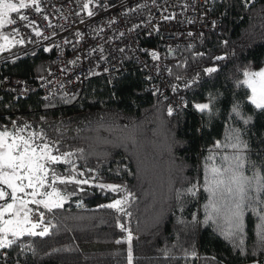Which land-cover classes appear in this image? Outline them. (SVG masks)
<instances>
[{"label": "trees", "instance_id": "16d2710c", "mask_svg": "<svg viewBox=\"0 0 264 264\" xmlns=\"http://www.w3.org/2000/svg\"><path fill=\"white\" fill-rule=\"evenodd\" d=\"M214 8L222 19L221 34L208 32L203 43L167 56L168 80L188 105L172 116L168 99L154 94L135 67L113 82L92 75L78 94L48 101L36 95L13 99L0 89V128L11 121L27 124L28 133H39L54 155L73 153L70 163L50 166L58 175H67L74 163L84 178L95 176L84 185L57 183L67 198L61 208H40L44 224L37 231L54 227L44 237H20L6 257L0 249V264H128L127 233L117 220L132 233V264H264L257 216L245 212L241 254L221 235L223 221L214 217L205 222L211 201L203 187L205 167L220 166L221 157L234 151L217 148L216 142L224 145L235 133L247 144L242 151L252 166L245 174L264 170V112L247 100L249 89L236 86L240 65L264 64V0H217ZM9 51L0 61V76H39L50 67V54L43 49L26 50L18 44ZM216 56L225 59L216 61ZM207 67L218 71L205 75ZM197 73L196 84L184 87ZM209 95L215 98L212 112H197L192 104L207 102ZM233 105H238L239 116ZM249 116L251 121L244 123ZM98 184L125 185L136 197L126 208L131 215L99 207L122 194ZM192 185L198 186L194 197L177 198ZM22 243H27L23 251L18 249Z\"/></svg>", "mask_w": 264, "mask_h": 264}, {"label": "built area", "instance_id": "2783aa9c", "mask_svg": "<svg viewBox=\"0 0 264 264\" xmlns=\"http://www.w3.org/2000/svg\"><path fill=\"white\" fill-rule=\"evenodd\" d=\"M216 1L38 0L39 12L35 5L21 9L12 18L16 23L6 25L4 31L18 29L15 38L24 40L19 45L26 50L48 49L50 67L39 76L2 74L0 89L13 99L36 95L48 101L57 95L78 94L92 75H104L113 82L135 67L148 80L149 89L167 98L168 108L173 107L176 113L186 108V101L168 80L167 56L170 51L203 43L208 32L221 34ZM21 15L28 19L20 20ZM152 52L158 59H153ZM25 246L27 243L19 244L18 249L23 251ZM10 248L1 249V256L6 257Z\"/></svg>", "mask_w": 264, "mask_h": 264}, {"label": "snow or ice", "instance_id": "6c2138e0", "mask_svg": "<svg viewBox=\"0 0 264 264\" xmlns=\"http://www.w3.org/2000/svg\"><path fill=\"white\" fill-rule=\"evenodd\" d=\"M35 5V10L40 11L38 0H30L25 3V0H19V3L14 0H0V29L6 25L15 24L16 21L9 18L10 13H19L21 9L29 8ZM84 8L88 9V3L84 4ZM88 15L92 16L93 12L88 11ZM171 17H165L170 19ZM19 19L26 21L27 16L21 15ZM40 35L39 31L36 33ZM19 35L18 29H13L9 36H3L4 43H0V52L7 50L9 46L15 44H23V39H15ZM48 49H45L47 51ZM153 59H158V54L150 53ZM216 61L225 59L224 56H216L213 58ZM218 71L217 67H207L203 69L205 75H210ZM237 71H241L237 69ZM243 79L236 80V86H244L250 90V95L247 100L258 111L264 112V68L259 70H251L244 68L242 70ZM200 74L188 81L184 87H192L196 84ZM177 79H181L177 77ZM176 87L173 86V91ZM214 97L209 95L207 102L193 103L192 107L200 113H211L214 106ZM187 107L185 103L183 105ZM175 109L168 108V115L172 116ZM232 112L237 116L240 115L238 105H233ZM252 117L244 119V123H249ZM12 128H0V249H7L16 244L20 237L40 236L44 237L49 234V228L53 225L44 226L42 231L37 232L36 229L44 224V213L39 211V207L35 210L39 214V221L33 222L31 214L33 209L29 208V204L42 206L48 211L61 208L65 199L61 191L57 188L59 184H89L95 179L92 175L89 178L84 177V172H78L75 164L67 171V175H58L51 169V165L60 161L71 162L70 158L73 155L71 152L63 153L62 156L53 155L52 148L48 142L35 144L34 139H40L39 133H32L28 137L22 135L24 130L29 125L24 124L22 127L17 125L16 121H11ZM217 148L225 147L233 149L230 155L221 157L222 164L213 166L211 169L205 167V183L204 190L210 193V213L206 221L215 217L217 222L223 221L226 227L221 228V235L232 241L235 247L240 248L241 254L244 250L243 233H244V215L246 211L251 210L256 216L258 223L256 225L257 235L262 243H264V170H258L252 176L245 174V169L251 167L250 161L246 154L242 151L247 148L246 142L242 141L239 134L235 133L227 137V143L221 145L217 141ZM58 152L59 149H56ZM81 153L83 150H79ZM211 159V158H209ZM88 172H93L89 169ZM49 176L51 182L49 183ZM102 190H108L114 193L122 194L120 198L113 200L109 204L99 205L101 208L114 209L118 213H123L130 216L131 213L126 211L130 200H135L133 193L127 190L125 185L117 184H98L96 185ZM45 187L51 191H41ZM31 189V191H26ZM198 191L197 185H192L183 193L178 192L177 198L182 195L195 196ZM43 197L38 199L37 197ZM7 216V218H5ZM195 215L193 220L195 221ZM117 226L127 233L124 237L129 243L128 249V264H132L133 254L131 249V241L133 239L131 231L117 220ZM237 241H239L237 243ZM122 240H117L116 243H122ZM167 255V252H165ZM195 255V253H191Z\"/></svg>", "mask_w": 264, "mask_h": 264}, {"label": "rangeland", "instance_id": "374dc122", "mask_svg": "<svg viewBox=\"0 0 264 264\" xmlns=\"http://www.w3.org/2000/svg\"><path fill=\"white\" fill-rule=\"evenodd\" d=\"M14 2H16V3H19V0H14ZM30 2V0H25V3H29ZM11 14L12 13H10L9 14V18L11 17ZM0 36H9V39H11L12 37L10 36V33L9 32H5L4 31V28H2V29H0ZM16 39V38H15ZM5 53H10V51H9V49H7L6 51H4V52H0V55L3 57V54H5ZM244 68H250L251 70H259L260 68H264V64L263 65H261V66H255V65H253V64H245V65H240L239 66V69L240 70H243ZM241 79H243V75H241ZM6 127H8V128H12L13 126L11 125V126H6ZM32 133H35L33 130H32ZM32 133H28V131H27V129H25L24 130V132L22 133V135H24L25 137H28L30 134H32ZM35 144H42V143H44V140H42V138H40V139H34V141H33ZM53 154V153H52ZM54 155V154H53ZM78 178H84V177H78ZM51 182V177L49 176V183ZM199 186L200 187H202V183H199ZM51 191V189H49V188H47V187H45V189H42L41 191ZM26 191H31V189H26ZM62 193V195H65L66 196V194H64L63 192H61ZM38 199H42L43 197H37ZM66 200V199H65ZM32 206L34 207V210H33V213L31 214V219H32V221L33 222H37V221H39V219H40V217H39V214H38V212L37 211H35L38 207H39V211H40V208L42 207V206H37V205H35V204H29V208H32ZM36 212V213H35ZM5 218H7V216L5 217ZM36 231H37V229H36ZM38 232V231H37ZM252 264H257L256 262H253Z\"/></svg>", "mask_w": 264, "mask_h": 264}, {"label": "crops", "instance_id": "0c3cea01", "mask_svg": "<svg viewBox=\"0 0 264 264\" xmlns=\"http://www.w3.org/2000/svg\"><path fill=\"white\" fill-rule=\"evenodd\" d=\"M16 14H17V13H12L10 19H12L13 17L17 16ZM0 43H4V41H3V36H0ZM15 45L18 46V44H15ZM15 45H14V46H15ZM14 46H9L7 49L11 50Z\"/></svg>", "mask_w": 264, "mask_h": 264}, {"label": "water", "instance_id": "95a60500", "mask_svg": "<svg viewBox=\"0 0 264 264\" xmlns=\"http://www.w3.org/2000/svg\"><path fill=\"white\" fill-rule=\"evenodd\" d=\"M170 52H172V51H170Z\"/></svg>", "mask_w": 264, "mask_h": 264}]
</instances>
